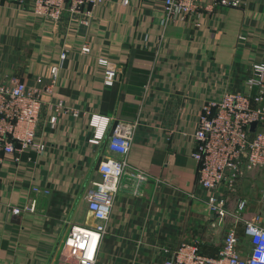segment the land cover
<instances>
[{
  "label": "crops",
  "instance_id": "obj_1",
  "mask_svg": "<svg viewBox=\"0 0 264 264\" xmlns=\"http://www.w3.org/2000/svg\"><path fill=\"white\" fill-rule=\"evenodd\" d=\"M122 1L101 0L84 27L35 17L31 0H0V82L18 79L42 101L61 100L79 114H64L55 130L44 129L42 155L22 153L19 165L6 157L0 166V264H70L60 246L70 226L96 224L84 193L99 180V163L119 157L107 149L117 122H137L127 163L145 177L120 180L96 264H162L165 251L183 242L214 256L229 228L242 237L245 221L262 210L264 168L208 192L196 185L191 153L202 104L246 92L264 44V0L200 13L198 27H163V0ZM84 44L89 54L80 52ZM61 51L67 55L48 92ZM99 57L107 58L108 68L97 64ZM106 77L112 86L104 85ZM92 116L109 119L95 143ZM210 194L223 202L222 221L208 211ZM240 200L246 207L234 217ZM31 202V211H10Z\"/></svg>",
  "mask_w": 264,
  "mask_h": 264
},
{
  "label": "built area",
  "instance_id": "obj_2",
  "mask_svg": "<svg viewBox=\"0 0 264 264\" xmlns=\"http://www.w3.org/2000/svg\"><path fill=\"white\" fill-rule=\"evenodd\" d=\"M101 0H31L30 11L35 17L59 24L63 19L74 21L76 25L88 27L93 18V10ZM123 5L128 0L122 1ZM242 0H163L162 26L173 22L191 23L198 27L200 13L213 15L224 8H239ZM238 40L244 42L243 35ZM80 52L90 53L88 44ZM61 51L60 62L52 66L51 79L45 89L54 87L66 57ZM259 60L250 67V75L245 81L246 92H225L218 101L202 104L195 130L192 134L194 148L191 157L197 162L196 185L205 191L218 190L224 182L232 187L244 172L264 168V44L259 50ZM97 64L108 68L109 61L99 57ZM104 85L112 86V78L106 77ZM50 113L45 120L42 114ZM69 114L77 118L78 111L70 110L61 100L44 102L40 93L27 87L18 79L0 82V166L4 159L19 165L22 153L42 155L47 144L44 129L53 131L62 116ZM252 123L255 131L250 132ZM109 124V119L92 116L89 126L95 129L90 142H98ZM137 122H117L114 124L107 149L117 154V159L99 163V180L90 182L84 197L89 214L96 220L93 227L72 225L61 243V258L70 264H96L97 255L113 206L120 180L124 176L144 179L137 170L128 169L127 155L132 146ZM185 138L186 134H182ZM27 161H32L30 157ZM36 189V188H35ZM34 189V190H35ZM262 210L245 221L243 236L236 227L229 228L221 246L214 256L202 254L196 242L181 243L172 250L165 251L168 258L162 264H264V186L260 194ZM209 213H215L218 220L227 215L222 200L207 196ZM246 201L240 200L233 213L240 214ZM33 202L23 208H11L12 214L33 210ZM239 223L236 219V224ZM242 239H247L248 250L242 247Z\"/></svg>",
  "mask_w": 264,
  "mask_h": 264
},
{
  "label": "rangeland",
  "instance_id": "obj_3",
  "mask_svg": "<svg viewBox=\"0 0 264 264\" xmlns=\"http://www.w3.org/2000/svg\"><path fill=\"white\" fill-rule=\"evenodd\" d=\"M242 247L244 248V250H248L249 243L247 239H242Z\"/></svg>",
  "mask_w": 264,
  "mask_h": 264
},
{
  "label": "water",
  "instance_id": "obj_4",
  "mask_svg": "<svg viewBox=\"0 0 264 264\" xmlns=\"http://www.w3.org/2000/svg\"><path fill=\"white\" fill-rule=\"evenodd\" d=\"M256 124L252 123L250 126V132L253 133L255 131ZM225 208V207H224Z\"/></svg>",
  "mask_w": 264,
  "mask_h": 264
}]
</instances>
